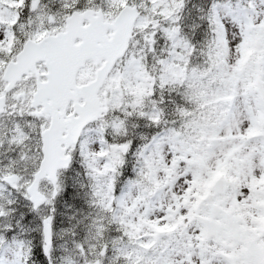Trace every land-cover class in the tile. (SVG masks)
Segmentation results:
<instances>
[{"label":"snow or ice","instance_id":"snow-or-ice-1","mask_svg":"<svg viewBox=\"0 0 264 264\" xmlns=\"http://www.w3.org/2000/svg\"><path fill=\"white\" fill-rule=\"evenodd\" d=\"M0 264H264V0H0Z\"/></svg>","mask_w":264,"mask_h":264}]
</instances>
